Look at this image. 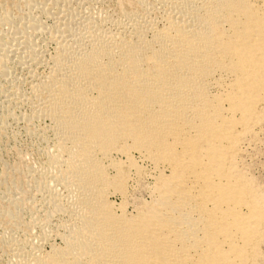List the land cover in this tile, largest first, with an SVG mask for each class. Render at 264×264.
I'll list each match as a JSON object with an SVG mask.
<instances>
[{
  "label": "bare ground",
  "instance_id": "6f19581e",
  "mask_svg": "<svg viewBox=\"0 0 264 264\" xmlns=\"http://www.w3.org/2000/svg\"><path fill=\"white\" fill-rule=\"evenodd\" d=\"M0 264H264V0H0Z\"/></svg>",
  "mask_w": 264,
  "mask_h": 264
}]
</instances>
